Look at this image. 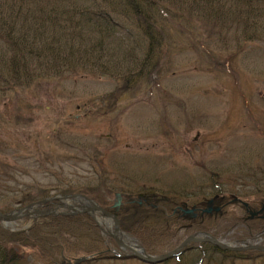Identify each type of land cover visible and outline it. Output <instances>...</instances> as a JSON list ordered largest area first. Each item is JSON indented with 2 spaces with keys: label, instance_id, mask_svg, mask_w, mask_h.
<instances>
[{
  "label": "rangeland",
  "instance_id": "rangeland-1",
  "mask_svg": "<svg viewBox=\"0 0 264 264\" xmlns=\"http://www.w3.org/2000/svg\"><path fill=\"white\" fill-rule=\"evenodd\" d=\"M69 1L80 9L85 2L0 0V7L24 15L19 21L26 26L41 25L50 37L52 21ZM139 2L143 14H110L117 35L107 38L120 56L130 54L117 56L122 67L150 55L146 73L133 67L131 82L77 71L21 87L0 76V211L80 194L115 211L122 218L120 238L151 257L202 233L236 246H264V0ZM146 25L153 28L151 43ZM6 46L0 40V54ZM140 196L148 197L146 204H137ZM50 202L44 210H63ZM95 217L106 234L112 231ZM248 218L250 229L242 223ZM81 219L0 222V250L22 256L6 264H68L90 255L82 264H142L115 259L123 254L114 239L92 219L87 225ZM185 248L161 264H264L258 252Z\"/></svg>",
  "mask_w": 264,
  "mask_h": 264
},
{
  "label": "trees",
  "instance_id": "trees-1",
  "mask_svg": "<svg viewBox=\"0 0 264 264\" xmlns=\"http://www.w3.org/2000/svg\"><path fill=\"white\" fill-rule=\"evenodd\" d=\"M88 1L92 3V0ZM88 1L85 0L82 3L87 4ZM103 1L104 3L97 8H94L95 4L93 6L83 4L81 9L76 7V3L69 1V5L63 6L64 11L52 21L54 33L50 37L44 35V27L41 25L26 26L25 21L23 23L19 21L20 17H25L24 15L16 14L12 8L0 7V40L7 45L5 53L0 54V76H7L4 79L5 83H16L21 87H29L36 80H45L48 79L47 76H52L48 74H72L77 71L92 72L100 76H118L124 83L131 82L134 66L122 67V64L118 65L116 61L117 56L126 59L125 57H130V54L120 56L117 48L112 50L107 46V38L117 35V31L113 28L116 24L112 21L110 14L117 17H123L130 12H135L136 16L143 14L140 9L143 2L140 4L139 0ZM246 1L252 2V0ZM108 6L117 7L119 10H111ZM140 20L145 23L147 18ZM139 26L144 28L143 25ZM143 33L147 39L152 38V26L146 25ZM152 40L153 38L149 40V43ZM118 47L121 45L118 44ZM149 59L150 55L134 67L139 70L138 75L146 73L144 64L146 62L147 66ZM55 68L58 70L54 71ZM79 219L84 225L88 224L87 221L90 222L87 216H80ZM52 220L54 222L55 219L52 218ZM59 220L61 221L60 223L58 221V227L62 224V218ZM120 221L122 224V218ZM242 222L245 223L244 220ZM248 222L250 225L251 222L253 223V221ZM29 233H33L32 229L27 234ZM4 235L8 238L11 236L8 232ZM7 252V248H5V253L0 250V264L21 260L22 256L16 254L15 251L12 254H7Z\"/></svg>",
  "mask_w": 264,
  "mask_h": 264
},
{
  "label": "water",
  "instance_id": "water-1",
  "mask_svg": "<svg viewBox=\"0 0 264 264\" xmlns=\"http://www.w3.org/2000/svg\"><path fill=\"white\" fill-rule=\"evenodd\" d=\"M80 199L85 201V206L80 205L79 207H77V206L70 205V202L78 201ZM115 199L117 200V202L114 204V206H118L119 200H120V195L115 194ZM50 201H59V202L64 204L63 208H64V210L67 209L68 212L67 213L62 212L61 213L62 215L76 216V215H81V214H87L88 216H90L95 221L96 225L98 227H100L101 232L106 234L104 232V230L101 229V224L96 221L95 215L96 214L100 215L101 217H103L105 219L106 223H109L112 226V231L110 233H107V236L114 239L119 250L122 252L127 251L130 254L129 256L136 258V259H138L144 263H147V264L162 263V262L176 256L187 245L194 244V243H196V244L197 243H209V244L214 245L216 248L226 250V251H232V252H241V251H245V250H254V249H259V250L264 251V247H259V246H249L246 248L237 249L235 247H230L229 245H224L223 243H221L217 239H215V238H213L207 234H200V236L199 235H193V236L187 237L184 241H182L179 244V246H177L175 249H173L172 251H170L166 254H163L159 257H151V256L146 255L143 250L135 251V250H133L132 247L126 246V244L123 243L122 240L120 239V223H119V220L115 216H113L112 214L107 212L104 208L100 207L98 204L93 202L92 200L88 199L87 197H85L83 195H79V194H76V195L75 194H69V195L57 196V197H53V198L39 200L37 202L31 203V204L21 208V209L13 210L12 212L7 213V214H3L0 212V222H2L3 224L6 225L9 222L19 220V219L24 218V217H34L36 215L56 216L57 215L56 209L53 211H50V212L38 210L39 207H42L43 205H45L47 202H50ZM86 260H87L86 258H80V259H77L74 262V264H79V263H82Z\"/></svg>",
  "mask_w": 264,
  "mask_h": 264
},
{
  "label": "bare ground",
  "instance_id": "bare-ground-1",
  "mask_svg": "<svg viewBox=\"0 0 264 264\" xmlns=\"http://www.w3.org/2000/svg\"><path fill=\"white\" fill-rule=\"evenodd\" d=\"M79 202H83V201H81V200H78ZM125 243H127V245L129 246V247H132L133 248V250H135V251H138L139 250V247L136 245V244H134L135 242H128V241H126L125 239H123V238H121Z\"/></svg>",
  "mask_w": 264,
  "mask_h": 264
},
{
  "label": "flooded vegetation",
  "instance_id": "flooded-vegetation-1",
  "mask_svg": "<svg viewBox=\"0 0 264 264\" xmlns=\"http://www.w3.org/2000/svg\"><path fill=\"white\" fill-rule=\"evenodd\" d=\"M221 200V199H220Z\"/></svg>",
  "mask_w": 264,
  "mask_h": 264
}]
</instances>
